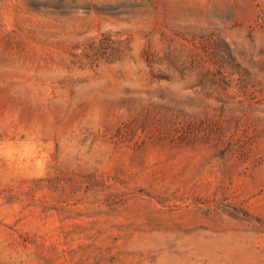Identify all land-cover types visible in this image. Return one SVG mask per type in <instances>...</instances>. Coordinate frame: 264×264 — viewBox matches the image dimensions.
Instances as JSON below:
<instances>
[{"label": "rangeland", "instance_id": "rangeland-1", "mask_svg": "<svg viewBox=\"0 0 264 264\" xmlns=\"http://www.w3.org/2000/svg\"><path fill=\"white\" fill-rule=\"evenodd\" d=\"M0 264H264V0H0Z\"/></svg>", "mask_w": 264, "mask_h": 264}]
</instances>
